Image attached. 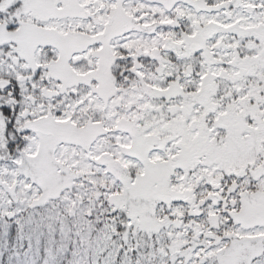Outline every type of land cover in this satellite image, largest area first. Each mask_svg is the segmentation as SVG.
<instances>
[{"label":"snow or ice","instance_id":"obj_1","mask_svg":"<svg viewBox=\"0 0 264 264\" xmlns=\"http://www.w3.org/2000/svg\"><path fill=\"white\" fill-rule=\"evenodd\" d=\"M0 264H264V0H0Z\"/></svg>","mask_w":264,"mask_h":264}]
</instances>
